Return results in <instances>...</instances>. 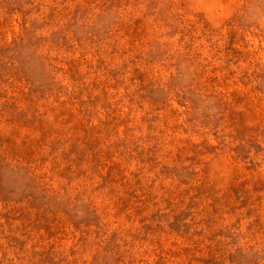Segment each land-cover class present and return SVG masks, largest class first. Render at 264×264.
I'll return each instance as SVG.
<instances>
[{
    "label": "rangeland",
    "instance_id": "rangeland-1",
    "mask_svg": "<svg viewBox=\"0 0 264 264\" xmlns=\"http://www.w3.org/2000/svg\"><path fill=\"white\" fill-rule=\"evenodd\" d=\"M0 264H264V0H0Z\"/></svg>",
    "mask_w": 264,
    "mask_h": 264
}]
</instances>
